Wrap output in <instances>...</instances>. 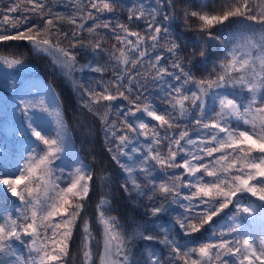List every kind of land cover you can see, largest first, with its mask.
Wrapping results in <instances>:
<instances>
[{
	"label": "snow or ice",
	"instance_id": "6c2138e0",
	"mask_svg": "<svg viewBox=\"0 0 264 264\" xmlns=\"http://www.w3.org/2000/svg\"><path fill=\"white\" fill-rule=\"evenodd\" d=\"M180 6L181 0L127 6L120 0H0V43L26 41L52 58L81 106L99 117L112 141L107 150L123 172L121 188L143 208L144 221L126 230L101 197L99 264H264V0H224L211 14L206 5L194 10L183 0L178 16ZM118 7H126L128 23L105 15ZM190 18L199 21L197 39L182 46L175 27L182 21L191 29ZM141 20L143 31L132 26ZM229 22L251 34L230 43L218 27ZM109 34L116 43L106 47ZM212 53L222 55L197 76ZM22 63L0 56L7 68ZM85 72L98 76L85 80ZM49 93L51 101L21 98L27 135L24 128L13 134L25 145L22 163L14 171L0 165V188L17 201L15 215L0 214V264H68L78 222L83 264H94L90 222L81 215L93 171L71 147L60 102ZM37 113L55 117L51 130ZM99 179L110 183L109 176ZM166 217L171 223L162 222ZM257 221L258 238L250 230ZM205 226L219 238L198 243L195 234ZM138 241L162 245L166 254L145 243L137 257Z\"/></svg>",
	"mask_w": 264,
	"mask_h": 264
},
{
	"label": "trees",
	"instance_id": "16d2710c",
	"mask_svg": "<svg viewBox=\"0 0 264 264\" xmlns=\"http://www.w3.org/2000/svg\"><path fill=\"white\" fill-rule=\"evenodd\" d=\"M9 0H3V3L6 5ZM61 5L64 0H59ZM138 0H120L122 5H130L137 3ZM152 0H144V3H151ZM193 5L194 10H200L201 5H206L205 11L210 14L219 9V6L224 2V0H190ZM256 3H259V0H255ZM183 7V0H181L180 8H177V15H180L181 8ZM59 11H70L71 5L68 8L63 6L59 7ZM13 16L20 15L19 13H13ZM111 15L114 17H119L121 22L128 23L127 15L128 12L126 7H118L115 13L105 14ZM92 22L89 21V24ZM189 23L192 25L191 29L185 27L181 21L175 27L177 34L180 35L179 42L181 45H191L197 39L196 26L199 24V21L195 18H190ZM87 26V25H86ZM133 27L139 28L141 31L144 30L145 21H135L132 25ZM26 27V26H25ZM65 29L70 28V25H63ZM225 28V34L229 37L230 43L232 42L233 37H240L245 34H251V31L245 27L243 24H235L229 22L226 26H218ZM259 29V26H256ZM23 30V29H21ZM13 31H16L13 29ZM106 31V30H102ZM212 31H216L215 28ZM112 34H109V38L106 42V47H111L112 44L116 43L114 39L111 38ZM258 38V37H257ZM66 43V42H65ZM0 54L8 57L18 58L22 62L32 65L35 68V71L44 78V80L54 89L59 99V102L63 108L65 116L67 118L69 127L73 133L74 143L80 152L81 156L91 165L93 171V181H92V190L87 199L86 207L84 212L81 214L86 217L91 226L92 230V252H93V261L94 264H99V256L103 249V232L101 224L97 219V204L100 201L102 196H106L110 201V206L112 209V214L118 217L120 223L125 226L126 230H130L134 227L135 224L142 223L145 219V214L143 208L134 203L121 188L123 183V174L119 166L111 159L112 153H110L107 148L112 143L111 140H106L103 126L100 122L98 116L93 115L88 109L81 106L80 100L81 97L74 90L72 84L66 79L60 72V70L53 63V60L50 56L45 53H37L32 46L26 41H11L0 43ZM90 55V54H89ZM219 55L222 53H212L209 58L207 65L204 68H201L196 72L197 76L204 74L206 70H210L213 62L219 58ZM81 62L84 60L81 57ZM2 75H8L6 72H0ZM81 73H75L77 79L81 78ZM98 76L96 73L85 72L83 77L87 80L89 77ZM111 78V74L108 73L105 76V79ZM8 81L12 84L11 89L17 91V88L14 84L13 78H9ZM1 90V89H0ZM11 93V92H10ZM2 114V111L0 110ZM109 119H115V117H109ZM191 134L195 135V130L190 126ZM8 171L11 168L8 167ZM177 172L182 170H175ZM101 175H106L110 177V183L108 185H103L99 179ZM187 192V189L184 190ZM256 204L261 202L255 201V198H251ZM13 199L7 195L3 190H0V214H3L5 210L12 212L11 210L14 207ZM13 214V212H12ZM217 220L219 218H216ZM165 224L171 223L170 218H165L163 221ZM215 223V220H214ZM210 226H205V229L201 233L195 234L196 241L206 242L209 239H218L219 234L212 236ZM158 230V229H157ZM250 230L254 235L260 233V223L257 221L254 224L250 225ZM84 236L82 232V226L78 222L74 230L70 247H69V256L68 264H83L82 258V242ZM192 239V238H185ZM145 243L138 241L136 248L134 249V254L139 257L144 250ZM152 247L156 249L158 254H166V250L163 249L162 245L152 243Z\"/></svg>",
	"mask_w": 264,
	"mask_h": 264
},
{
	"label": "rangeland",
	"instance_id": "374dc122",
	"mask_svg": "<svg viewBox=\"0 0 264 264\" xmlns=\"http://www.w3.org/2000/svg\"><path fill=\"white\" fill-rule=\"evenodd\" d=\"M0 56H4V55L0 54ZM3 71L8 73V75L1 76V73H0V89H1L0 90V110L2 111V114L0 113V152L3 153V156H0V165H6L7 168L10 167L11 168L10 170L14 171L16 168L17 162L20 161V156H21V153L23 152V148L25 145H22L20 143V136L14 135L13 131L18 128H24L25 134L27 135V127H26L27 121H26V118L21 113L20 107H19L21 98H23L24 100H34V99L40 100V99L47 98L49 101H51L52 96L49 93V89H51L52 92H54L55 94L56 92L44 80V78L35 71V68L32 65H29L23 62L21 65H18L14 68H7L6 66L0 64V72H3ZM9 78H13L14 84L17 88L16 92L11 89L12 84L6 81ZM46 94H48L47 97H46ZM56 97H57V94H56ZM60 110L63 114V118L65 119L68 128L70 129L67 118L65 116V113L63 111L61 104H60ZM36 115L37 117L40 118L38 122H41L46 130H51L55 117L54 116L50 117L44 113H37ZM149 122L155 123L153 121H150V118H149ZM70 135L72 136L71 147L74 148L76 155H78L81 159L86 161L81 156L80 152L75 146L73 133L71 129H70ZM28 138L34 139L30 137ZM4 157H6L7 159L5 160ZM20 162L22 163V161ZM0 190H3V189L0 188ZM6 194L9 195L8 193ZM11 198L13 199L14 205H16L17 203L16 198L14 197H11ZM13 215H15V212H13ZM92 246H93V242L91 241V248ZM18 250L21 254L25 256L27 255V248L24 247L23 245H18Z\"/></svg>",
	"mask_w": 264,
	"mask_h": 264
}]
</instances>
